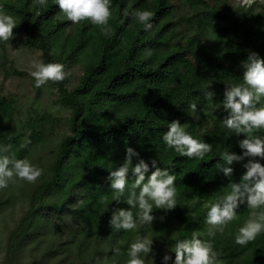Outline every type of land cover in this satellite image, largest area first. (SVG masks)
<instances>
[{"label": "trees", "instance_id": "trees-1", "mask_svg": "<svg viewBox=\"0 0 264 264\" xmlns=\"http://www.w3.org/2000/svg\"><path fill=\"white\" fill-rule=\"evenodd\" d=\"M183 4L188 12L181 22L190 32L178 39L180 22L169 0H112L107 33L88 20L73 24L54 0L45 5L0 0V11L17 21L13 34H23L24 45L38 50L44 63H61L65 73L81 68L71 88L66 77L51 82L55 102L68 112V133L45 165L35 164L42 175L34 183L14 180L0 188V220L13 219L1 234L0 264H126L130 243L145 235L154 240L155 264H162L175 239L190 238L193 232L211 241L216 264H264V231L246 245L235 243L253 211L247 205H240L237 218L222 232L210 236L206 222L210 205L230 191L231 182H241L249 159L234 162L231 176L225 177L221 154H240L237 141L244 135L264 139V128L237 136L222 123L227 115L224 90L244 83L241 62L251 53L264 59V0H247L242 6L227 0ZM144 9L154 13L148 31L132 15ZM207 34L221 45L219 50L213 41L203 40ZM209 84L215 93L211 100L205 98ZM16 115L12 97L0 96V145H11L6 154L28 160L47 140L46 125L53 119L35 112L24 122ZM173 119L209 143L211 151L201 159L168 148L162 137ZM128 146L171 169L177 206L168 211L154 207L157 219L151 225L117 230L109 224L111 212L129 206L123 198L116 205L106 177L124 162ZM252 159L264 165V158ZM133 180L130 166L125 196ZM132 210L135 217L137 209ZM254 211L264 213V206Z\"/></svg>", "mask_w": 264, "mask_h": 264}, {"label": "clouds", "instance_id": "clouds-1", "mask_svg": "<svg viewBox=\"0 0 264 264\" xmlns=\"http://www.w3.org/2000/svg\"><path fill=\"white\" fill-rule=\"evenodd\" d=\"M58 9L73 24L88 20L94 25L101 26V31H110L109 20L112 16L110 5L112 0H54ZM45 5L47 0H37ZM246 3V1H244ZM132 15L143 25L145 31L153 27L154 13L150 10H134ZM17 26L16 19L0 11V42H9L13 37V29ZM243 84L227 87L223 93L222 106L227 115L222 119L223 125L232 130L237 136L251 134L254 129L264 128V106L257 107L264 97V59L255 53L249 54L246 61L241 62ZM31 76L34 86L40 88L49 81L59 82L65 78L64 65L58 62H34ZM209 84L205 98L211 100L215 95ZM196 103L190 108L195 111ZM165 145L182 156L203 158L210 152L212 146L195 138L186 131L178 119L168 124V129L162 137ZM242 150L240 154L224 151L221 154L223 165L220 171L225 177L231 176L234 162H240L245 157L249 159L243 164L245 168L241 182H231L230 191L222 198L212 203L208 209L206 222L211 226L209 235L215 231H223L224 226L237 218L240 205H247L253 211L249 219L238 230L235 243L246 245L264 231V213L255 209L264 206V165L255 157L264 158V139L259 136L244 135L237 141ZM11 145H0V188H6L10 181L21 180L34 183L43 173V169L35 166L27 159H16L9 153ZM135 158V159H134ZM131 166L134 176L128 194L126 186ZM113 190L112 199L116 205L122 201L129 207H114L109 224L117 230H133L139 225H151L157 219L153 209L172 210L177 206L176 176L170 168H161L155 158L146 160L140 153L128 146L125 149L124 162L108 172L106 177ZM138 190V191H137ZM132 209H137L136 215ZM163 220V217H159ZM154 240L150 236H138L127 249L126 264H155ZM119 251V249H116ZM174 253V258L169 254ZM217 253L213 250L211 241L202 240L197 232L190 238L175 239L171 252H166L161 258L162 264H216Z\"/></svg>", "mask_w": 264, "mask_h": 264}, {"label": "rangeland", "instance_id": "rangeland-1", "mask_svg": "<svg viewBox=\"0 0 264 264\" xmlns=\"http://www.w3.org/2000/svg\"><path fill=\"white\" fill-rule=\"evenodd\" d=\"M176 6L175 21L180 22L178 29V39H184L190 31H188L183 23L184 16L187 15L184 0H169ZM247 0H227L228 5L242 6ZM262 4V3H257ZM178 20V21H177ZM23 34H13L9 42H5L3 47H0V96L5 98L12 97L14 100V107L16 110V118L18 120L26 121L28 116L37 113L39 115H51L52 121L46 125L47 140L38 145L34 155L28 159L32 164H42L48 160L53 148L59 142L60 138L68 133L66 118L68 112L62 109L61 106L55 102L56 89L53 88L51 81L42 85L40 88L34 86V78L31 76V71L34 70V62L42 60L41 53L36 49H29L23 43ZM205 42H212L213 38L206 35L203 39ZM215 43L216 50H219L221 45ZM81 76V68L73 66L66 72V80L69 88L74 86ZM263 106H264V97ZM35 111V112H34ZM21 129V126L19 125ZM19 129V131H20ZM209 201V200H208ZM208 202H206V206ZM12 217H7L6 220H0V238L1 234L6 230V223L8 226L12 224Z\"/></svg>", "mask_w": 264, "mask_h": 264}]
</instances>
